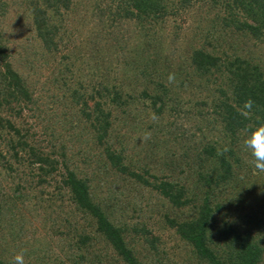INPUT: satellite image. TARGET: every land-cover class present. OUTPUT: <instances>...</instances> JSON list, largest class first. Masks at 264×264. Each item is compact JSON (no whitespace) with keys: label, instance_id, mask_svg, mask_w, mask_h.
I'll use <instances>...</instances> for the list:
<instances>
[{"label":"trees","instance_id":"1","mask_svg":"<svg viewBox=\"0 0 264 264\" xmlns=\"http://www.w3.org/2000/svg\"><path fill=\"white\" fill-rule=\"evenodd\" d=\"M58 102L67 137L96 139L92 176L116 177L104 197L32 130ZM261 123L264 0H0V264H264V172L242 147ZM144 188L158 219L131 223ZM30 218L62 257L25 240Z\"/></svg>","mask_w":264,"mask_h":264},{"label":"rangeland","instance_id":"2","mask_svg":"<svg viewBox=\"0 0 264 264\" xmlns=\"http://www.w3.org/2000/svg\"><path fill=\"white\" fill-rule=\"evenodd\" d=\"M27 71V69H25ZM45 72L44 68H40V67H36V70H28L27 73H29L30 76L35 77V78H40V75L43 77V74ZM65 103H61L58 102L57 107L53 108V110H51L53 116H49L51 118L50 121H48L45 117L43 118L44 120H41L39 118H37V121L39 122H35L33 119L25 117L23 118V121H27L26 122V126L27 124H33L35 122V124H33V129L36 132V136L38 139L41 138H48L52 139V141L54 140V137L52 138V134L54 133V136L56 134H61L60 136L65 139H61V141H63L64 143H66L68 149L70 150L69 153L73 158V162H75L74 166L77 165L78 167H84L85 168V172L83 173V176H88L89 178H99V179H95L93 186L97 187V194L100 196H106L107 192L111 191L109 190L110 188L113 189L112 191H114L115 187L117 186L116 184H112V185H106V178H116L113 177L112 175L107 176V174H102L99 177H93L92 173L95 171L97 172V170H99L100 166H103L102 162L99 160L98 155L100 154L99 149H97V142L96 139H93V133L90 132V134H87V132H79L77 127L75 128V132L73 134H77V132L81 133L82 137L79 136L78 138L75 136H70L67 137L66 132L70 131L72 126L70 124L69 121L66 120H70L71 114H69L71 112V110H66V106H64ZM64 106V107H63ZM67 111L68 115H65L64 112ZM50 112V113H51ZM68 118H67V117ZM72 120V119H71ZM71 126V127H70ZM81 129V127H80ZM115 134L113 135V138H111V142L113 141L114 143L116 142V138ZM69 138V139H66ZM71 140V141H70ZM86 148L88 153H84V149ZM87 156H92V158L87 159ZM87 160V161H85ZM94 160V162H92ZM98 161V163H95ZM250 182V180H248ZM258 181L259 180H251V185L253 186L255 190L258 189L259 185H258ZM260 182V181H259ZM236 191V190H234ZM232 192V194H234L235 192ZM36 191H34L35 193ZM238 192V190H237ZM236 192V194H237ZM231 194V195H232ZM132 196H138L136 200H140L141 198L144 197V204L147 205V214H144L142 216V213L140 212H136L134 213L133 211H131V209L129 210V216H131L132 214H134L133 219L131 223L134 222H141L142 220H146L149 219V216H152L151 218V223H155L156 220L158 219V213L156 211V208L161 209L162 204H161V200L157 197V194H155L154 192L150 191V189L148 188H144V190L142 191H134L132 194ZM130 196V197H132ZM236 196V195H235ZM139 215L142 216L141 218H139ZM30 217V216H29ZM145 217V218H144ZM132 218V217H131ZM150 223V224H151ZM46 223H44L42 218H30V222L29 225H27L26 227V231H29L28 234H26L24 236L25 240H28L29 242H34V238H38V240H43L44 244H46V246H48L50 248V251L52 254H59L60 257H62L61 252H60V243H59V236L54 234L53 230L51 229V227L49 226H45ZM32 232H35V236L34 234H32ZM166 233V231H165ZM30 234L32 235V237L30 236ZM34 236V237H33ZM165 240H167L169 242V245H174V240H170L168 238V235H163L162 236ZM9 239V237H8ZM14 246V245H12ZM11 246V247H12ZM11 250V249H10Z\"/></svg>","mask_w":264,"mask_h":264},{"label":"clouds","instance_id":"3","mask_svg":"<svg viewBox=\"0 0 264 264\" xmlns=\"http://www.w3.org/2000/svg\"><path fill=\"white\" fill-rule=\"evenodd\" d=\"M172 79V76L169 77ZM254 102L249 99L245 102L241 115L248 117ZM243 149L251 156L252 165L261 172H264V123L258 124L248 130L247 135L242 142ZM228 149L225 148L224 151ZM13 264H25L24 253L20 252L14 255Z\"/></svg>","mask_w":264,"mask_h":264}]
</instances>
